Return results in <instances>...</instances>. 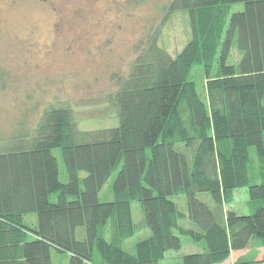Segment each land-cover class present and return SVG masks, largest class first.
<instances>
[{
  "label": "trees",
  "instance_id": "1",
  "mask_svg": "<svg viewBox=\"0 0 264 264\" xmlns=\"http://www.w3.org/2000/svg\"><path fill=\"white\" fill-rule=\"evenodd\" d=\"M234 4L244 9L231 14ZM177 9L188 11L192 38L175 57L160 46V27L140 40L110 96L116 127L76 131L72 108L54 105L35 131L0 138V264H52V248L70 264H159L182 248L181 236L207 247L180 264H225L252 244L264 249V0H172L163 22ZM197 67L204 95L192 77ZM251 147L260 183L249 173ZM119 166L114 200L101 202ZM246 186L255 212L224 214ZM175 195L186 196L187 212ZM133 201L142 206L140 225ZM183 218L197 228L181 226ZM146 228L151 235L126 252L124 241Z\"/></svg>",
  "mask_w": 264,
  "mask_h": 264
},
{
  "label": "rangeland",
  "instance_id": "2",
  "mask_svg": "<svg viewBox=\"0 0 264 264\" xmlns=\"http://www.w3.org/2000/svg\"><path fill=\"white\" fill-rule=\"evenodd\" d=\"M171 1L0 0V138L35 131L42 113L54 105L72 108L76 131L116 127L119 119L110 96L117 90L119 78L129 71L140 40L160 27L159 44L175 57L192 38L188 11L177 9L163 22ZM243 9L244 4L230 8L231 14ZM192 77L198 92L204 95L202 70L197 67ZM53 154L59 163L60 180L66 183L62 154L59 149ZM249 155L252 182L260 183L261 162L254 147ZM119 169L120 166L99 192L101 202L114 200L112 185ZM85 175L81 173L82 177ZM247 190L246 186L234 191L224 214L228 210L240 215L255 212ZM198 198L213 206L208 193H200ZM170 199L187 212L185 195ZM132 214L135 224L140 225L144 213L138 201L132 202ZM225 219L224 215V223ZM24 220L30 226L37 225L36 214H28ZM180 225L197 228L187 218L181 219ZM150 235L147 228L139 230L124 241L123 249L134 253L136 243ZM181 237L182 248L167 252L159 264H180L184 255L207 247L204 240ZM263 258L264 249L252 244L241 261L231 264H264ZM52 264H70V257L52 248Z\"/></svg>",
  "mask_w": 264,
  "mask_h": 264
},
{
  "label": "crops",
  "instance_id": "3",
  "mask_svg": "<svg viewBox=\"0 0 264 264\" xmlns=\"http://www.w3.org/2000/svg\"><path fill=\"white\" fill-rule=\"evenodd\" d=\"M249 250V249H248ZM248 250L244 251V252H232L231 253V258L228 259V262H226L227 264H231L233 263V261H237L238 259H242V257H244L246 254H248Z\"/></svg>",
  "mask_w": 264,
  "mask_h": 264
}]
</instances>
